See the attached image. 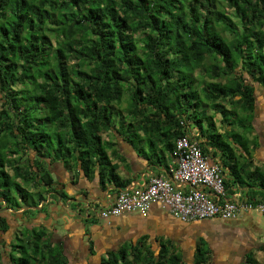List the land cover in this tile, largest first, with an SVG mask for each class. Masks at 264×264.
<instances>
[{
  "label": "trees",
  "instance_id": "16d2710c",
  "mask_svg": "<svg viewBox=\"0 0 264 264\" xmlns=\"http://www.w3.org/2000/svg\"><path fill=\"white\" fill-rule=\"evenodd\" d=\"M251 80L264 86V0H0V264H68L43 225L2 240L9 214L64 196L50 163L122 184L103 136L126 128L173 153L202 103L251 111ZM148 239L102 264H209L206 238L192 263L172 239L158 251ZM241 264H258L255 253Z\"/></svg>",
  "mask_w": 264,
  "mask_h": 264
},
{
  "label": "crops",
  "instance_id": "0c3cea01",
  "mask_svg": "<svg viewBox=\"0 0 264 264\" xmlns=\"http://www.w3.org/2000/svg\"><path fill=\"white\" fill-rule=\"evenodd\" d=\"M251 82L255 86V106L251 111H229L226 117L214 108L212 102H204L198 109L202 121L197 123L194 120L188 124V130L191 136L204 145L206 153L223 165L227 191L231 196L260 200L264 199V86L259 81ZM107 135L103 136L104 141L110 144L108 153L112 157L114 155L113 163L119 165L116 172L122 184L108 179L103 183L100 168L89 176L81 170L75 175L76 167L56 161L49 164V169L55 187L63 190L64 196L51 191L46 201L25 215L28 224L43 225L49 230L53 241L64 249L68 264H102L108 251L136 244L144 235L149 236L150 242L152 232H156L158 239L170 238L175 241L173 229L178 224L195 230L198 239L206 238L209 245L216 234H241L252 240L262 235L258 216L264 215L259 211L241 214L236 219L228 220L231 221L228 225L219 222L223 219L186 223L156 204L151 206L147 215L124 213L113 218L110 225L96 217L88 218L85 210H79L85 207L83 200L105 207L116 199L122 188L143 183L152 175H163L177 162L175 150L173 153L167 151L160 142L151 151L152 141L142 132L137 136L130 129L123 128L121 133L114 129ZM145 142H148L149 148ZM150 154L153 161L149 158ZM23 211L20 209L18 212ZM262 236L264 241V234ZM249 252L244 253L243 258ZM243 258L239 264L244 261ZM217 264L233 263L225 261Z\"/></svg>",
  "mask_w": 264,
  "mask_h": 264
},
{
  "label": "built area",
  "instance_id": "2783aa9c",
  "mask_svg": "<svg viewBox=\"0 0 264 264\" xmlns=\"http://www.w3.org/2000/svg\"><path fill=\"white\" fill-rule=\"evenodd\" d=\"M185 133L176 140L177 162L163 175L149 176L143 183L122 188L116 199L105 207L83 200L79 208L86 216L107 224L124 213L147 215L152 205H159L179 220L191 223L200 220L236 219L241 214L259 211L264 215V200L231 196L226 187L225 169L191 136L188 122L182 121Z\"/></svg>",
  "mask_w": 264,
  "mask_h": 264
},
{
  "label": "rangeland",
  "instance_id": "374dc122",
  "mask_svg": "<svg viewBox=\"0 0 264 264\" xmlns=\"http://www.w3.org/2000/svg\"><path fill=\"white\" fill-rule=\"evenodd\" d=\"M125 104L126 102L124 101L123 106H125ZM105 136H108V135H105ZM145 145L148 147L149 146L148 142H145ZM10 171L12 172V170ZM14 190L11 189L10 191V195L12 197L13 202L17 203V200H19L18 202L21 204V206H23L24 208H29L27 206L32 205L33 201L31 199H28L27 201H22L19 194L15 192ZM33 197L37 199V195L35 192H34ZM48 197L49 195H47V199ZM73 204L75 203H72V205ZM45 208L48 210V204L45 205ZM15 211L16 213L12 212L13 214H9V218L13 224V229L8 234L2 235V240L4 239L11 240V238L14 236L13 230L16 231V229L21 228L22 226L21 223L28 224L27 222H29L25 214L23 215V212H18L19 210H15ZM258 218L260 219V222L262 224L261 232L263 235L264 234V217L259 215ZM211 222L215 223V221H211ZM219 222L221 224L228 225L231 221L220 220ZM243 226H245V222ZM173 232H174L173 236L176 239L175 241H177L176 245L178 246L179 250L182 251L185 260H187L188 262H193L194 253L196 251L195 249L198 243L199 235L195 232V230L192 231L191 228L189 227L186 228L182 226L181 224L176 225L173 229ZM155 234L156 232L155 233L152 232L150 242L151 244H153V248L158 251V248H159L158 240L159 239L156 238ZM262 235H257V237H255V239L253 240L251 238H246L248 237L247 235H241V234L234 235V236H230V235L227 236V235H221V234L214 235L211 239L212 241H210L211 252H210L209 264H217L219 262H225V261L232 262L233 264L234 263L239 264L240 260H242L244 256V253L249 252V251L255 253V256L258 260V264H264V241L262 239L263 238ZM261 241H262V245H261ZM6 251L4 254L7 256ZM5 260H6L5 264H8L9 261L7 257H5Z\"/></svg>",
  "mask_w": 264,
  "mask_h": 264
}]
</instances>
